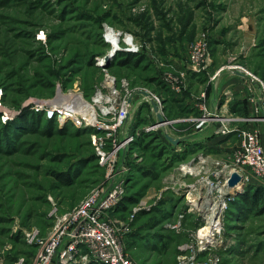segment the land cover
I'll use <instances>...</instances> for the list:
<instances>
[{"label":"rangeland","instance_id":"1","mask_svg":"<svg viewBox=\"0 0 264 264\" xmlns=\"http://www.w3.org/2000/svg\"><path fill=\"white\" fill-rule=\"evenodd\" d=\"M106 27L118 34L119 50L105 41ZM203 38L210 63L198 71L190 51ZM229 52L245 64L216 68ZM127 53L144 58L125 65ZM223 68L259 81V95L253 98L264 95V0H0L2 122L21 115L30 99L54 98L57 90L81 93L91 104L103 96L105 107L114 91L129 106L123 128L102 145L106 155L97 152L101 133L76 126L89 131L32 134L21 137L20 150L0 153V264H34L38 239L110 170L125 166H130L127 206L122 202L112 217L128 227L122 241L134 264H264V212L247 211L240 199L248 186L264 182L228 183L225 193L223 188L212 193L201 182L205 178L215 185L221 165L234 158L238 129H251L250 118L232 111L225 116L236 119L229 123L235 130L223 139L234 148L223 144L212 151L203 141L182 142L191 128L200 130L190 118L202 115L206 88ZM9 110L22 112L9 117ZM216 113L210 122L220 125L223 115ZM191 160L202 171L181 178L187 184L182 188L171 174ZM208 197L219 203L221 219L205 232L210 210L202 206Z\"/></svg>","mask_w":264,"mask_h":264},{"label":"built area","instance_id":"2","mask_svg":"<svg viewBox=\"0 0 264 264\" xmlns=\"http://www.w3.org/2000/svg\"><path fill=\"white\" fill-rule=\"evenodd\" d=\"M117 36L118 34L114 29L106 27L104 38L111 46H114L112 39L116 40L117 49L114 51L120 49L118 46L120 41ZM209 60L208 40L203 38L192 46L190 61H192L195 70L199 71L208 68ZM103 62L104 58L100 59V63ZM62 92L66 96L65 100L64 97L61 100H55L58 94L57 90L54 98L30 99L25 106L33 111L43 112L47 119L56 120L60 126L72 123L76 127L91 128L93 135L98 134V132L101 133L100 137L97 138L98 143L96 144L97 139L94 143L101 147L97 152L102 156L106 155L105 152L101 153L102 145L123 128L129 117L127 101L113 91L111 96L113 98L107 100L110 105L105 107L106 102L103 96L94 99L93 102L95 103L91 104L88 100H84L81 93H64L63 90ZM97 99L99 100L96 101ZM157 101L161 103L159 98ZM252 101L255 105L254 115H258L261 120H264V95L252 98ZM98 102H100L97 106L99 109L96 107ZM204 103L201 107L202 115L190 118L195 122L197 129L207 127L213 120L212 114H217L208 109L206 100ZM101 107L104 108L100 109ZM158 107L160 108L159 111H162V106ZM74 109H78L77 112ZM69 111L77 113V118L72 114L70 115ZM21 112L22 110H9L8 113L9 117H12ZM220 119L222 121L220 125L216 126L215 134L228 137L235 130L229 126V123L236 119L232 120L225 116ZM130 140H134V136L128 139V141ZM238 140V147L232 153L234 155L233 160L225 162L223 165L215 161L216 167L221 165V170L217 172L215 178L216 181H212V184L215 185L210 186L207 179H202L201 182L204 183L208 191L213 193L214 190L224 188L225 185L228 186L233 172H238L242 176L240 185L243 186L251 183L253 179L264 182V144L259 130L239 128ZM113 149L117 150L118 147H113ZM192 161L182 163L179 168H175L178 171L175 172L174 169L171 174V180H180L182 188L186 187L187 184L184 185L185 179L182 180L181 178L193 176L202 171L198 170ZM129 171L130 166H125L122 170H110L105 180L93 186L77 206L69 213L59 217L54 229L46 237L38 239L40 249L34 264H50L53 261H57V264H134L128 257L122 241V236L128 227L125 222L112 217V213L120 207L127 192ZM210 228L214 230L213 224H210Z\"/></svg>","mask_w":264,"mask_h":264},{"label":"crops","instance_id":"3","mask_svg":"<svg viewBox=\"0 0 264 264\" xmlns=\"http://www.w3.org/2000/svg\"><path fill=\"white\" fill-rule=\"evenodd\" d=\"M239 31L244 32L245 24L239 25ZM250 48L245 47V49ZM244 49V48H243ZM249 50V49H248ZM241 51V50H240ZM229 52L226 60L221 61L219 65L215 67L221 68L226 65H231L232 63H239L244 65L243 60L240 59H234L233 55L234 53ZM178 65V64H177ZM251 72V71H250ZM210 70L205 73L207 76L209 75ZM203 75V74H202ZM212 83L209 84V86L206 88V102L209 105L210 111H216V112H222L221 114L223 116H226L227 113H230L231 111L236 115L237 117L241 118H250L248 125L251 130L258 129L262 142L264 144V120H261L258 115H254V102L252 101V98L259 95L260 92L259 89V81L251 78L249 75L245 74L244 72L237 71V70H231V69H221L218 71V74L216 78L211 79ZM188 95H192L191 92H189ZM200 108V107H197ZM231 112V114H232ZM239 115V116H238ZM255 116V117H252ZM197 117V116H196ZM252 120V121H251ZM211 123H209L210 125ZM214 124V125H212ZM212 127L208 128L205 127V129L195 130L194 128H191V132H189L183 139L182 142H185L186 144H194L197 142L203 141V144H207V147L211 150L214 148L218 150L220 147H224L223 144H227L226 149L234 148L236 145L233 143H230L228 141H223L225 137L218 136L215 134V128L218 123H212ZM235 145L232 147V145ZM189 146V145H188ZM214 151V150H212Z\"/></svg>","mask_w":264,"mask_h":264},{"label":"trees","instance_id":"4","mask_svg":"<svg viewBox=\"0 0 264 264\" xmlns=\"http://www.w3.org/2000/svg\"><path fill=\"white\" fill-rule=\"evenodd\" d=\"M126 62L125 65H127L129 62H139L144 57H136L135 54L127 53L125 54ZM138 59V60H137ZM121 63V62H120ZM15 107L19 108V105H16ZM57 121L56 120H49L45 117L43 112H36L30 109H23V112L21 115L17 116L15 119L10 120L6 123L2 122L0 118V153H13L17 150L21 149V145L23 144L22 141H20L21 137H25L32 134H40L43 136H49L53 134H64L67 133L66 131L69 130L67 128H75L72 123H68L65 129L57 128ZM77 132L80 134L86 131H89L88 129H78L75 128ZM64 132V133H63ZM22 143V144H21ZM188 152V151H187ZM92 156V155H91ZM186 156L185 153L182 155H176L174 157V160L170 163L172 165L175 162L180 161ZM92 160V157H89L88 159H83L82 164L87 163L88 161ZM143 171V169H140ZM145 170V169H144ZM140 172V171H139ZM59 178H66L68 180H71V177L69 175L65 174H56ZM74 175V174H72ZM240 199L243 202V206H247V211L249 212H255V213H263L264 212V186H248L247 190L240 194ZM127 201H123V204H125V207L127 206Z\"/></svg>","mask_w":264,"mask_h":264},{"label":"bare ground","instance_id":"5","mask_svg":"<svg viewBox=\"0 0 264 264\" xmlns=\"http://www.w3.org/2000/svg\"><path fill=\"white\" fill-rule=\"evenodd\" d=\"M113 41H114V44H116V40L115 39H112ZM128 41V43H131V40H127ZM116 46V45H115ZM63 97H64V100L66 99V96L63 94V92L60 90V91H58V94H57V96L55 97V100H61V99H63ZM99 99H97L96 101H98ZM74 110H76V112H77V110L78 109H74ZM70 115L72 114V115H74V117H76L77 118V113L75 114V113H72V112H68ZM226 191H228V188H227V186L225 185L224 186V188H223V192L225 193ZM211 193V192H210ZM209 195V194H208ZM218 204L219 203H217V202H215L212 198H210V197H208L207 199H206V201L203 203V206H202V208L203 209H205L206 211L207 210H210V213H209V215H210V217H209V223H208V226L205 228V231L207 232L209 229H211L210 228V224L212 225L213 224V228L216 226V224L220 221V217H221V215H217V213L219 214V210L217 209V206H218ZM211 207V208H210ZM201 209V208H200ZM204 211V210H203ZM221 212V211H220ZM208 215V216H209ZM212 227V226H211Z\"/></svg>","mask_w":264,"mask_h":264},{"label":"water","instance_id":"6","mask_svg":"<svg viewBox=\"0 0 264 264\" xmlns=\"http://www.w3.org/2000/svg\"><path fill=\"white\" fill-rule=\"evenodd\" d=\"M110 59V55L106 56V60L109 61ZM159 118L161 121H163V118L161 117V115H159ZM176 143H178V140H175ZM242 182V176L238 173V172H233L229 181V187H235L236 185H240V183Z\"/></svg>","mask_w":264,"mask_h":264}]
</instances>
